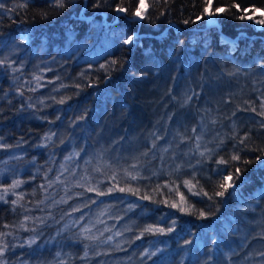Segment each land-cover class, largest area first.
<instances>
[{
	"label": "trees",
	"instance_id": "1",
	"mask_svg": "<svg viewBox=\"0 0 264 264\" xmlns=\"http://www.w3.org/2000/svg\"><path fill=\"white\" fill-rule=\"evenodd\" d=\"M62 2L0 0V152L23 181L0 189L8 263L264 264V29L236 18L264 0H213L229 11L212 25L184 23L203 0H145L151 21L137 0ZM238 150L251 163H218ZM235 167L223 197L192 194ZM181 193L191 213L170 207ZM37 227L43 248L23 245Z\"/></svg>",
	"mask_w": 264,
	"mask_h": 264
},
{
	"label": "snow or ice",
	"instance_id": "2",
	"mask_svg": "<svg viewBox=\"0 0 264 264\" xmlns=\"http://www.w3.org/2000/svg\"><path fill=\"white\" fill-rule=\"evenodd\" d=\"M159 3H160V0H153V3L151 5L153 10L157 9V6H158ZM164 3L166 4L167 0H164ZM27 6H28L27 3H21V4L17 5V7H19V8H26ZM56 7L63 8V7H65V5L62 2V0H57ZM231 7L237 9V11H241L240 5L238 3H233L231 5ZM147 8H148V5L146 4L145 0H137L136 8L133 9L131 11V13H130L131 18L133 20H139V21H144L146 19L151 21L150 14H147ZM0 9H5V5L3 3H0ZM6 11L15 12L16 9L15 8L6 9ZM115 11H117L118 13L127 14L128 13V8L127 7H123V6H118V7H116ZM228 11H229V8H227V7L223 8V13H227ZM251 11H252V14L249 15L248 14L249 9L248 8H244L242 10L243 14L236 16V18L239 19V20H245V19H247V20H255V22L257 24L264 25V12H261V10L259 8H256L255 6L252 7ZM257 12H261V17H262V18H260L258 20L255 19ZM223 13H222V6H220V5H217L213 9V0H203L202 10L196 16V19L195 20H185L184 23L185 24L196 23L197 21L203 19L204 17H208V19L211 21L214 18H218ZM163 14H164L163 12H160V15H163ZM139 40H140V37L138 35H136L135 33H133L131 35H128L126 38H124L123 39V43L127 44V45H130V46H133V47H136V46H138ZM5 63H6V60H0V65H4ZM112 63L116 64L117 61H112ZM37 79H39V78H37ZM189 99H191V97H189ZM59 103L63 104V103H65V100L61 99L59 101ZM260 107H261V111L258 114L261 117H264V103H261ZM250 110L252 112H256L257 111L256 108H251ZM233 115H235V113H233ZM80 119H84V117L81 116ZM261 127L264 128V123L261 124ZM193 131H195V129H193ZM51 135H55V133H52ZM51 135L45 136L44 139L45 140H51ZM249 139H250V136L246 133L242 138L239 139L238 143L240 145H244L245 142L247 140H249ZM220 143L222 144L223 141H220ZM0 147H6V145H0ZM198 147H199V145H198ZM251 150L264 152V149H251ZM204 154L205 153H203V152L200 153L201 156H204ZM259 158L260 157H257V159H259ZM69 159H71V157H69ZM233 162H241L242 164H245V165L251 163V161H249V160H243L242 161L241 155L239 154V150L237 152H235L234 154H231L228 160L220 158L219 161H218L219 164H224V165H228V164H231ZM133 167H135V166H133ZM220 171H222V170H220ZM127 174L129 176H131L132 179H136L137 178L136 176H133L131 173H127ZM239 174H240V167H235L234 173L229 172L227 175H223L222 176V182L218 185V188L220 190L215 191L212 195H209L208 192H203L202 190L199 191V192H193L192 194L193 195H203V196L207 197L209 200H212L213 196L223 197L225 195V193L228 192L229 189H234L236 187V185L234 183H232L231 181L233 180V176L234 175H235V179L239 180L240 179V175ZM114 178L115 177H113V179ZM57 179H59V177H57ZM22 183H23V181L14 180L9 185V187L12 188V189H15V188L19 187ZM184 185L186 187H188L190 191L192 190V188L196 187V185L192 184V182L189 181V180H185L184 181ZM88 190L89 191H95V189H93V188H89ZM119 190L121 192L129 191V192H132L133 194H135V191H136L135 189H132V188H128V189L120 188ZM5 192H7V189H5ZM109 192H111V189H109ZM98 194L99 195H105L106 193L100 192ZM142 198L143 199H150V197H147V196H144ZM3 199H4V197L0 196V200H3ZM17 199L18 200L22 199V197H18ZM164 202L167 203V201H164ZM12 203L16 204L17 201H12ZM184 203H185V197L181 193L180 194V203H175V202L171 203L170 207L176 208L180 212L191 213V208H187V207H183L182 206ZM198 215L201 218H206L207 217V213H205L202 210L198 212ZM25 219L27 220L28 217H25ZM173 224H175V221H173ZM172 230H174V229H172V228L168 229V231H172ZM145 231H147V232H153V231L163 232L164 229H156L153 226H149V227H147L145 229ZM3 235L4 234H0V236H3ZM27 243L29 245H31V244L35 243V240L34 239H30V240H28ZM186 243H191V241H186ZM7 247H8V245L6 243H4L3 246H0V256L4 255V252L7 249ZM153 255H154V253H153ZM260 255L264 256V252L260 253ZM85 256H87V252H85ZM0 264H6V261L0 260Z\"/></svg>",
	"mask_w": 264,
	"mask_h": 264
},
{
	"label": "rangeland",
	"instance_id": "3",
	"mask_svg": "<svg viewBox=\"0 0 264 264\" xmlns=\"http://www.w3.org/2000/svg\"><path fill=\"white\" fill-rule=\"evenodd\" d=\"M261 10V9H260ZM261 12H264V10H261ZM261 12H257L256 13V17H255V19L256 20H258V19H260V18H262L261 17ZM252 13H250L249 15H251ZM139 21V20H138ZM252 22H254V25H255V27H256V29H258V30H263L264 29V25H260V24H257L256 22H255V20H251ZM217 22H218V19L217 18H214L213 20H209L208 18H207V20H206V23L207 24H209V25H212V24H217ZM23 36H24V38L28 41L29 40V36H28V34H27V32H24V34H23ZM0 145H2V142L0 141ZM0 150H1V147H0ZM7 153H2V152H0V189H7V194L10 192L9 191V189L11 190V192H12V194H15L17 191V189L19 188V187H17V188H15V189H12V188H9V185L14 181V180H18L19 179V177H20V174L21 173H19V174H14V170L11 172V165L10 164H8V160L6 159V157H8V156H4V155H6ZM16 169V168H15ZM24 171V170H23ZM59 177H61V179L59 178L58 179V182L59 183H63L64 184V182L62 181L63 179H65V178H63V175H61V176H59ZM62 184V185H63ZM64 186H65V184H64ZM5 191V190H4ZM68 219H69V221L71 222V223H74V224H79L80 222L77 220V219H75V217L74 216H72L71 214L70 215H68V217H67ZM70 222H69V224H70ZM66 224H68V223H66ZM39 227H37L36 228V230L35 231H32L28 236H27V239L25 240V242L23 243V245H26V246H37L38 248H43V246L45 245V236H46V233H45V230L46 229H44L43 228V230H41V231H39ZM30 239H34L35 240V243H33V244H31V245H29L27 242H28V240H30ZM5 242L4 241H2L1 239H0V246H3V244H4ZM8 251V247H7V249L5 250V252H4V255L6 254V252ZM0 256V260H3V261H6V264H9L8 262H9V260H6V258H5V256ZM19 262V260L16 262V263H18ZM15 263V264H16Z\"/></svg>",
	"mask_w": 264,
	"mask_h": 264
},
{
	"label": "bare ground",
	"instance_id": "4",
	"mask_svg": "<svg viewBox=\"0 0 264 264\" xmlns=\"http://www.w3.org/2000/svg\"><path fill=\"white\" fill-rule=\"evenodd\" d=\"M226 38H224V40H225ZM225 41H227V39L225 40Z\"/></svg>",
	"mask_w": 264,
	"mask_h": 264
}]
</instances>
